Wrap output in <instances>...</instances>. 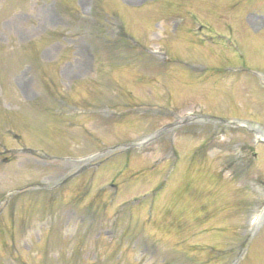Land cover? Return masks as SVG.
<instances>
[{"label": "rangeland", "instance_id": "rangeland-1", "mask_svg": "<svg viewBox=\"0 0 264 264\" xmlns=\"http://www.w3.org/2000/svg\"><path fill=\"white\" fill-rule=\"evenodd\" d=\"M59 1L0 0V264H264V218L246 232L264 205L246 184L264 180V0H62L75 18ZM117 17L129 41H115ZM62 33L30 67L32 41ZM152 49L173 63L159 70ZM89 79L123 120L57 116L94 104ZM145 105L165 114L137 116Z\"/></svg>", "mask_w": 264, "mask_h": 264}, {"label": "bare ground", "instance_id": "bare-ground-1", "mask_svg": "<svg viewBox=\"0 0 264 264\" xmlns=\"http://www.w3.org/2000/svg\"><path fill=\"white\" fill-rule=\"evenodd\" d=\"M262 218H264V216H263ZM262 218H261V219H262ZM261 219H260V220H261ZM259 222H260V221H259ZM259 222H258V224H259Z\"/></svg>", "mask_w": 264, "mask_h": 264}]
</instances>
